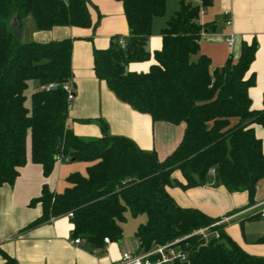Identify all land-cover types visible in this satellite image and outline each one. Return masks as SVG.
<instances>
[{
  "label": "trees",
  "instance_id": "trees-1",
  "mask_svg": "<svg viewBox=\"0 0 264 264\" xmlns=\"http://www.w3.org/2000/svg\"><path fill=\"white\" fill-rule=\"evenodd\" d=\"M116 1L122 2L129 26L127 45L122 48V38L114 37L107 49H94L95 74L119 101L154 122L185 124L181 144L162 161L124 137H77L67 126L70 108L63 88L73 78V40L20 43L9 21L18 15L24 29L31 17L39 32L96 29L90 0H0V189L14 186L27 165L31 137V162L42 166L46 177L60 159L88 167L86 175L74 173L67 179L62 194L44 186L41 197L30 204H40L42 215L26 230L73 213V238L84 240L93 252L105 248V238L121 242L122 225L131 212L148 218L135 234L138 255L173 245L188 255L183 264H264V258L234 243L223 225L211 229L208 239L194 235L219 220L180 207L167 190L176 183L184 190L206 186L214 171L216 184L230 193H247L248 208L254 205L264 179V150L255 133L256 125L264 127V108L252 109L249 90L256 77L246 76L258 43H243L236 62L213 70L211 60L200 54L201 36L206 27L212 28L201 24L200 15L212 0H179V10L161 30L162 49L152 53L153 21L165 16L167 0ZM152 58L148 72L129 71L130 64ZM35 81L39 86L28 97ZM50 85L56 89L48 90ZM178 171L183 183L173 179ZM258 243L264 244V237ZM1 254L8 264H16Z\"/></svg>",
  "mask_w": 264,
  "mask_h": 264
},
{
  "label": "crops",
  "instance_id": "crops-1",
  "mask_svg": "<svg viewBox=\"0 0 264 264\" xmlns=\"http://www.w3.org/2000/svg\"><path fill=\"white\" fill-rule=\"evenodd\" d=\"M90 2L92 21L98 23L96 29L57 27L39 32L35 27H24L25 41L44 44L73 40L72 82L76 97L71 103L68 128L77 137L84 141L102 138L104 134L124 137L145 152H155L163 161L181 144L186 126L154 122L149 115L138 113L119 101L107 84L97 78L94 71V49H107L114 37L127 39L129 26L122 2ZM171 3L174 9L179 10V0H167L166 10ZM226 15L232 21L231 26L225 23ZM157 19L153 21L149 41L152 53L162 49L161 30L167 24L159 25ZM200 22L204 26L212 25L211 29L206 27L208 32H203L201 36L200 54L211 60L213 70L224 67L230 60L236 62L243 43H258L256 58L246 78L253 74L256 77V85L249 90V95L252 109L262 111L264 0H212V5L201 12ZM232 36L235 45L229 47L227 39ZM154 63L153 58L148 62L133 63L129 71L146 73ZM31 87L34 91V87ZM103 127L106 128L105 132ZM255 133L262 141L264 150V127L256 125ZM27 153L28 163L19 170L20 175L14 186L5 185L0 189V264H8L1 253L8 255L16 264H119L123 254L129 253L122 242H111L106 251L104 248L99 249L97 254L90 252L85 244L72 245L74 225L68 217L26 230L42 215L40 204H30L41 197L44 186L52 193L62 194L68 188L67 179L74 173L86 175L88 167L82 162L58 161L51 175L46 177L42 166L31 162V137L28 138ZM173 177L179 183L184 182L179 171ZM167 190L180 207L197 209L210 218L225 221V231L234 243L249 255L264 258V244L258 243L264 237V207H257L263 201L257 203L255 200V204L248 208L247 193L228 192L216 184L212 174L206 186L184 190L176 183ZM252 217L257 218L249 220ZM137 250L130 253L137 254Z\"/></svg>",
  "mask_w": 264,
  "mask_h": 264
},
{
  "label": "built area",
  "instance_id": "built-area-1",
  "mask_svg": "<svg viewBox=\"0 0 264 264\" xmlns=\"http://www.w3.org/2000/svg\"><path fill=\"white\" fill-rule=\"evenodd\" d=\"M226 25L231 26L232 21L231 19L226 15ZM227 43L229 47H234L235 45V38L232 36L229 39H227ZM119 45L122 48H125L127 43L124 39H119ZM56 88L54 85H50L48 90ZM64 91L67 93L69 108L71 107L72 101L75 99L76 95L73 90V82L70 81L66 85H64ZM70 121H67V126H69ZM63 163H69L70 159L66 160H59ZM210 174L214 175L215 172L211 171ZM257 207H264V201L258 205ZM66 217L69 219H72L74 217L73 213H69ZM225 221H217L215 222L211 227L207 229L200 230L194 235H201L203 238L208 239L210 236V230L220 227L224 225ZM216 238H219V234H216ZM72 245L80 246L82 244H85V241L81 238H73L71 240ZM105 248L104 250H107V246L111 243L109 238H105L104 240ZM99 249L94 250L92 253L97 254ZM189 260L188 255L179 247H173V245H164V246H156L151 252L147 254H141L138 255L136 253H125L123 254L121 261L119 264H177V263H187Z\"/></svg>",
  "mask_w": 264,
  "mask_h": 264
},
{
  "label": "rangeland",
  "instance_id": "rangeland-1",
  "mask_svg": "<svg viewBox=\"0 0 264 264\" xmlns=\"http://www.w3.org/2000/svg\"><path fill=\"white\" fill-rule=\"evenodd\" d=\"M172 4L173 3H171L168 6L165 16L157 19V21H158L157 23H159V25H162V24H165L166 22H168L174 16V14L178 11V10L174 9V6H172ZM174 10H176V11H174ZM24 27L29 28V29L35 27V23L31 17H29L27 20H25ZM124 40H126V39H124ZM32 91H33V88L30 87L29 90L27 91L28 97ZM255 200L257 203L264 201V179L261 181V183L259 185V189L257 190ZM147 220H148V218L146 215H140V216L135 217L132 215L131 212H128L126 214V222L122 225L123 238H122L121 242L124 244V247L127 250V252L130 253L132 251L137 250L138 241L135 237V234H136L138 228L141 225L145 224L147 222ZM223 227H224V225H223Z\"/></svg>",
  "mask_w": 264,
  "mask_h": 264
},
{
  "label": "water",
  "instance_id": "water-1",
  "mask_svg": "<svg viewBox=\"0 0 264 264\" xmlns=\"http://www.w3.org/2000/svg\"><path fill=\"white\" fill-rule=\"evenodd\" d=\"M198 3H203L205 2V0H194ZM9 28L12 31L13 36L16 38V40L20 43H24L25 42V32L24 29H22L20 27V22L18 19V15H15L10 21H9ZM208 30H204V33H207ZM39 86L38 81L34 82V89H37ZM56 89V88H54Z\"/></svg>",
  "mask_w": 264,
  "mask_h": 264
}]
</instances>
